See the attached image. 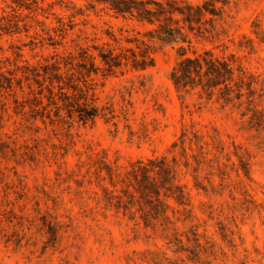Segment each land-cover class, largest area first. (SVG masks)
<instances>
[{"label":"rangeland","instance_id":"374dc122","mask_svg":"<svg viewBox=\"0 0 264 264\" xmlns=\"http://www.w3.org/2000/svg\"><path fill=\"white\" fill-rule=\"evenodd\" d=\"M35 1L0 0V73L12 78L9 87L0 77V264H264V0H212L217 15L206 14L192 32L181 23L190 44L159 38L156 25L115 15L108 3ZM183 1L209 0L178 5ZM7 14L32 27L20 23L7 33ZM55 16L75 26L52 46L36 39L35 20L55 26ZM101 46L122 57L145 51L153 67L134 70L123 59L110 70L97 55ZM181 46L188 55H235L253 76L252 102L177 91L169 72ZM79 47L94 59H79ZM69 53L75 59L60 66L61 91L31 73ZM90 61L98 70L87 77L77 63L89 68ZM69 82L99 109L93 121L67 116L60 92L83 102ZM163 156L178 164L174 182L189 211L167 200L175 231L160 222L145 226L139 208L147 205L137 194L130 201L134 189L121 181L131 164ZM106 189L119 203L109 202Z\"/></svg>","mask_w":264,"mask_h":264},{"label":"trees","instance_id":"16d2710c","mask_svg":"<svg viewBox=\"0 0 264 264\" xmlns=\"http://www.w3.org/2000/svg\"><path fill=\"white\" fill-rule=\"evenodd\" d=\"M36 3L35 0H25ZM98 4L108 3V8L115 15L126 18L127 15L131 16L138 22H146L150 25H156L158 29L157 37L170 38L173 41L190 44L188 34L184 31V26L192 32L195 25L202 23L206 14L212 16L217 15V10L213 6V1H205L202 5L193 6L183 1V6L178 5L177 0H171L167 2H155L153 0H94ZM58 2H61L59 0ZM27 7V6H25ZM211 7V8H210ZM93 8V4L91 5ZM15 12V9L13 8ZM12 14L2 16L1 20H6V24L3 27L7 30L13 28L14 31L20 30V23L22 28L27 31L29 27H32L25 20H18V16H13V19H8ZM56 25L48 26L45 23L35 20L36 24L40 27V32H35L36 39L41 41L48 39L51 41L52 46L62 44V40L67 36L69 30L74 29V24L71 20H66L62 17L55 16ZM181 23L184 26H181ZM152 35V33H150ZM110 37L116 43H119V39L110 34ZM136 40L126 39L127 43L138 44ZM109 46V44L105 45ZM105 46L97 47L98 57L106 68L112 70L113 68H120L123 64V59L127 64H130L134 70H146L153 67V58L145 51L136 53L131 50V56L121 54H115L113 49H106ZM76 56L82 61L88 59H94L92 54L87 52V48L79 47ZM178 60L169 72V80L172 82L174 88L177 91L189 92L190 90L200 89L201 93L205 94L208 98H211L217 91L219 97L223 101L233 103L235 100L241 103L243 96L247 98V102H252L251 98L254 94L252 89L253 76L249 74L246 69L240 64L236 63L237 58L231 54L226 56H216L211 50H203L201 53L192 52L191 55L187 54L184 47H180L178 51ZM75 59V54L69 53L61 56L55 54L52 58V62L46 65H41L38 68L33 67L31 73L34 77H42L44 80H49L50 84L54 82L58 84L59 90L63 89L60 83L63 82V76L61 75L60 66L63 65L66 69L72 66V63H68V60ZM78 67H84L85 75L90 76L98 68L90 61V67L87 68L85 63H77ZM39 68H42L43 74L39 72ZM0 77L8 82L9 87L12 85V78L6 77L3 73H0ZM39 84V82H37ZM68 90L78 91L82 104L79 102L69 101L70 96L64 92H60L63 100L68 102L64 105L67 109V116L69 118L76 115L81 122L93 121L100 114L99 109L88 103V92L78 87L77 85L69 82L66 84ZM246 90V92H243ZM50 102L56 106L59 111V107L54 99V93L51 89H48ZM62 100V101H63ZM184 137V136H183ZM180 139V147L183 152V156H186L184 150V139ZM177 147V144H173L172 148ZM173 164L167 160L165 156L148 160L147 163L137 161L131 164L130 170L125 174V178L121 181L128 183L133 187V193H129L130 201H133L135 194L138 196V201L144 202L148 208L144 209L140 206L139 210L142 211V220L145 226L154 227V222H160L161 225L167 229L174 228V223L167 215V210L170 206L167 203L168 199H172L177 205L182 206L183 212L186 211L185 206V194L182 186L176 184L175 181V168L178 165L175 158L172 159ZM241 162V160H240ZM187 166V161L184 163ZM241 167L245 175L248 170L246 164L241 162ZM110 183L112 187L115 186L112 174H110ZM105 194L108 196L109 202L116 199L119 203L120 197L113 195L112 191L105 190ZM130 203V202H129ZM124 209H126L124 207ZM177 243H181L180 240L175 239Z\"/></svg>","mask_w":264,"mask_h":264}]
</instances>
